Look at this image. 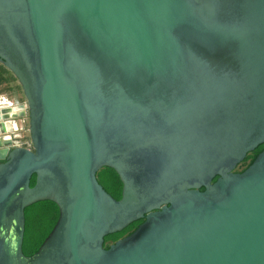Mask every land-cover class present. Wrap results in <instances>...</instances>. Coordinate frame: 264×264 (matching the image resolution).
Instances as JSON below:
<instances>
[{"label":"water","instance_id":"95a60500","mask_svg":"<svg viewBox=\"0 0 264 264\" xmlns=\"http://www.w3.org/2000/svg\"><path fill=\"white\" fill-rule=\"evenodd\" d=\"M0 64L31 144L0 139V264H264V149L234 172L264 144V0H0Z\"/></svg>","mask_w":264,"mask_h":264},{"label":"trees","instance_id":"16d2710c","mask_svg":"<svg viewBox=\"0 0 264 264\" xmlns=\"http://www.w3.org/2000/svg\"><path fill=\"white\" fill-rule=\"evenodd\" d=\"M0 71V85L7 83L6 77L7 70L2 66ZM264 149V144L258 146L254 151L247 154L241 163L242 171L248 168L257 155ZM96 179L102 186L106 193H108L114 200H119L121 197L122 185L116 173L110 168H102L96 173ZM216 178L212 180L215 182ZM34 176L30 180V187L34 185ZM200 191H203L201 188ZM58 218V208L50 201H43L35 203L24 210V236L22 243V252L25 256L29 257L38 251V248L44 239L51 232L53 226ZM143 220L136 221L122 231L106 236L103 239V248L107 249L110 244H113L119 239L132 234L137 227L142 224Z\"/></svg>","mask_w":264,"mask_h":264},{"label":"built area","instance_id":"2783aa9c","mask_svg":"<svg viewBox=\"0 0 264 264\" xmlns=\"http://www.w3.org/2000/svg\"><path fill=\"white\" fill-rule=\"evenodd\" d=\"M3 100V102H0V104L6 103V108H12L13 106H20L21 104L17 102H11L10 100L7 99V97L0 95V101ZM22 120V118H20ZM25 123V121H24ZM19 129L16 131H9L8 136H10L11 140V145L16 146V147H23L26 149H30L31 144L29 140V134H28V127L26 128L25 125L23 126H18ZM2 136V134L0 135Z\"/></svg>","mask_w":264,"mask_h":264},{"label":"rangeland","instance_id":"374dc122","mask_svg":"<svg viewBox=\"0 0 264 264\" xmlns=\"http://www.w3.org/2000/svg\"><path fill=\"white\" fill-rule=\"evenodd\" d=\"M2 65L0 64V71L2 70ZM6 77L8 79L7 83H3L0 85V95L7 97L8 100L11 102H17L19 104L25 102L23 97L21 88L19 87L15 78L11 75L10 72H7ZM21 102V103H20ZM22 120L25 121L24 125L27 128V118L22 117Z\"/></svg>","mask_w":264,"mask_h":264},{"label":"bare ground","instance_id":"6f19581e","mask_svg":"<svg viewBox=\"0 0 264 264\" xmlns=\"http://www.w3.org/2000/svg\"><path fill=\"white\" fill-rule=\"evenodd\" d=\"M0 102H3V100H1ZM3 110H8V112L10 113V116L13 115V114H17V113H20L22 110H21V106H16V107H12V108H6V103L4 104H0V121H2L4 123V126H5V130H6V133L2 134V136H0V139H2V141H11L10 140V136H8V130H14L16 131L18 128V126H23L24 125V121L23 120H20V118L18 119H11L9 121H7L6 119H4L3 121V116H5V113H3L2 111ZM22 113V112H21ZM8 115V113H7Z\"/></svg>","mask_w":264,"mask_h":264},{"label":"flooded vegetation","instance_id":"af4514ba","mask_svg":"<svg viewBox=\"0 0 264 264\" xmlns=\"http://www.w3.org/2000/svg\"><path fill=\"white\" fill-rule=\"evenodd\" d=\"M243 167H241V164L234 170V172H241Z\"/></svg>","mask_w":264,"mask_h":264},{"label":"crops","instance_id":"0c3cea01","mask_svg":"<svg viewBox=\"0 0 264 264\" xmlns=\"http://www.w3.org/2000/svg\"><path fill=\"white\" fill-rule=\"evenodd\" d=\"M21 103V102H20ZM24 103V102H23ZM23 103H21V105L23 104Z\"/></svg>","mask_w":264,"mask_h":264}]
</instances>
